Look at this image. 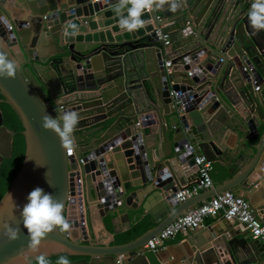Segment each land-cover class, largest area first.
Segmentation results:
<instances>
[{
  "label": "water",
  "instance_id": "1",
  "mask_svg": "<svg viewBox=\"0 0 264 264\" xmlns=\"http://www.w3.org/2000/svg\"><path fill=\"white\" fill-rule=\"evenodd\" d=\"M252 2L178 0L175 11L169 5L146 11L138 31L113 35L121 31L116 0H0V51L20 66L15 78L0 77V101L18 115L25 142L22 164L0 199V223L19 227V238L9 242L0 228V264L40 253H65L71 264H264L261 242L229 237V229L215 233L208 227L203 238L187 236L179 263L162 249L143 248L195 202L230 189L223 185L174 200L178 189L198 182L195 154L238 173L244 188L256 182L249 177L260 163V146L252 140L264 125V31L249 24ZM2 21L12 25L10 35ZM71 24L75 35L67 34L74 31ZM158 27L169 45L155 37ZM86 29L93 32L83 34ZM70 110L80 116L72 154L42 127L44 115L59 119ZM151 114L156 121L148 131L134 132L133 125ZM2 118L0 110V160L9 157L14 136ZM79 158L85 160L84 196L94 234L108 218L115 234L128 229L129 216L138 219L140 211L156 225L121 245L84 243L75 229L69 236L57 229L43 239L39 253L30 252L21 217L29 192L41 187L60 200L75 225L67 195ZM119 220L125 223L118 227Z\"/></svg>",
  "mask_w": 264,
  "mask_h": 264
},
{
  "label": "clouds",
  "instance_id": "2",
  "mask_svg": "<svg viewBox=\"0 0 264 264\" xmlns=\"http://www.w3.org/2000/svg\"><path fill=\"white\" fill-rule=\"evenodd\" d=\"M165 5H169L172 11L179 6L178 0H116L113 10L119 17L121 31L133 33L145 26L146 22L142 17L146 11ZM248 21L255 32L264 31V0H253L248 12ZM69 27L74 31L67 34L75 35L76 25L71 24ZM19 67L15 60L9 59L5 52L0 51V77L15 78ZM79 120V113L71 110L65 111L59 119L46 114L42 117V127L54 131L60 138L61 147L68 154H72L75 150L74 132ZM105 186L111 192L110 184L106 183ZM27 200L28 203L21 210L22 223L29 237L27 247L30 252L39 253L42 241L49 233L57 229L69 232L72 225L63 215V203L46 193L43 188L36 187L29 192ZM11 218H14V213ZM0 228L3 229L2 235L9 242L19 238V227H13L5 221L0 223ZM35 259L36 264H51L44 253L36 255ZM56 264H71V261L66 256H59Z\"/></svg>",
  "mask_w": 264,
  "mask_h": 264
},
{
  "label": "built area",
  "instance_id": "3",
  "mask_svg": "<svg viewBox=\"0 0 264 264\" xmlns=\"http://www.w3.org/2000/svg\"><path fill=\"white\" fill-rule=\"evenodd\" d=\"M3 28L6 33L10 35L9 31L12 30V25L9 22L4 23ZM154 34L157 39L163 40L165 46L169 45V36L162 31L161 27L155 28ZM185 63L184 61V64ZM163 64L166 71L170 73L172 71L170 59L165 60ZM254 89L259 90L260 85H256ZM176 103H178V101H176ZM186 149L189 151L193 150V145H188ZM84 163L85 160L83 158L76 160V168L72 170V172H74L72 190L69 189L67 195L68 204L72 202L74 205V211L72 213H74L76 224L74 225L71 223L73 229H78L77 226L80 221V215L77 209L80 210V208H83L85 217L87 212L84 196ZM194 163L198 166L196 172L198 182L183 186L175 192L173 199L178 203L198 195L202 190L213 187V181L210 175V171L213 167L212 162L205 154L198 153L194 155ZM208 216H223L230 221L243 225L249 231L251 238L258 239L264 246V207L255 208L246 197L225 190L178 215L156 235L148 239L145 248L152 251L164 248L166 242L175 238L179 233L193 232L201 228L204 218ZM70 220L74 221L73 219ZM81 223L84 224L85 222ZM66 236H69L68 232H66Z\"/></svg>",
  "mask_w": 264,
  "mask_h": 264
},
{
  "label": "crops",
  "instance_id": "4",
  "mask_svg": "<svg viewBox=\"0 0 264 264\" xmlns=\"http://www.w3.org/2000/svg\"><path fill=\"white\" fill-rule=\"evenodd\" d=\"M66 1L67 0H57V2H66ZM24 14H28V10H25ZM81 17L82 16H79L76 18L79 20L80 24H84L85 20L81 19ZM98 18L101 20L105 19L103 17V14H99ZM104 28H107V27H104ZM26 30L30 32V29L28 27L26 28ZM98 30H102V28H98L94 31H98ZM92 32L93 31L86 29L85 33L83 34H88ZM120 32L122 31L112 32V34L114 35ZM155 121H156V118L152 116V114L144 116L140 120L139 123L133 125L132 129L134 132H139L142 128L148 131L147 127L150 124H153ZM260 137H261V140H260L261 143L258 142ZM252 142L253 144L256 143L257 146H260V150L256 154L259 156L260 163L258 164L257 168L252 172V174L249 177V178H253V181L256 180V182L253 185H251L252 186L251 188L249 189L244 188L240 184L241 177L239 176V174L238 173L231 174L230 172H228V167L226 165L220 164L218 162H212L213 167H212V170L210 171V175L213 181L212 188L218 189V188H222L223 185H227L230 189H226V190L232 191L235 194L246 197L253 207L262 208L264 207V125L260 127L259 135L256 136V138L253 139ZM205 191L206 190H202L199 192V194L204 193ZM209 198H210L209 196L206 198H203L199 200L198 202H195L189 208H192L198 204H201L202 202H204L205 200ZM189 208H187L186 210H188ZM77 212L80 215V221L78 222L79 223V225L77 226L78 229H75V231L73 232L76 233L77 238L87 239L82 242L84 243L89 242L90 244H95V245H98L103 242H106V243L109 242L108 245H121V244L130 242V241H133L135 238H137L138 236L142 234L141 233L140 235H138L132 240L124 241L126 237L128 236V233L130 232V230L133 229L135 226L141 223H146V222H149L152 224L150 228L156 225V223L154 222V220L149 214H143V212L140 211L139 212L140 217L138 219H136V217L134 218L132 215L129 216L130 227L128 229H123L120 232L115 234L113 230V226L111 225L109 218H108V223L106 224V227L101 228L97 233L94 234L89 224L88 212H86V217L83 214V208H80V210L77 209ZM81 222H85V223L83 224ZM123 223L125 222H121L119 220L118 227L122 226ZM208 227H211L212 231H214L215 233H218L219 231H223L225 229H229V231L227 232V235H229V237L230 236H245V237L252 239L249 231L243 225L238 224L237 222L230 221L224 218L223 216H217V217L208 216L204 218L203 226L201 228L195 230L194 232L179 233L175 238L167 241L165 247L162 248V250H164L166 254L169 255L168 258L170 257L171 260L175 261L176 263H179L178 262L179 258L182 256V253H186V246H188V243L186 242V237L193 233H196V234H201V238H203L208 233ZM146 242L144 243L143 248H145ZM122 257H124L123 254L121 256H118L117 259L122 258ZM33 260H35V256H28L25 259L20 260L18 264H31Z\"/></svg>",
  "mask_w": 264,
  "mask_h": 264
},
{
  "label": "trees",
  "instance_id": "5",
  "mask_svg": "<svg viewBox=\"0 0 264 264\" xmlns=\"http://www.w3.org/2000/svg\"><path fill=\"white\" fill-rule=\"evenodd\" d=\"M1 98L4 99L2 95ZM0 105L7 129L15 133L14 140L12 142L13 144L11 155L8 159H6L5 163L0 169L1 199L22 164L25 152V142L24 137L21 133V131L23 130V126L14 109L11 107L10 104L5 101H2ZM151 226L152 224L149 222L141 223L135 226L133 229L130 230L128 236L124 241L134 239L135 237L143 233L145 230L149 229ZM59 256H66L68 259L71 258L65 253L53 254L47 258L51 261V264H56V261L58 260ZM31 264H36V259L33 260Z\"/></svg>",
  "mask_w": 264,
  "mask_h": 264
},
{
  "label": "flooded vegetation",
  "instance_id": "6",
  "mask_svg": "<svg viewBox=\"0 0 264 264\" xmlns=\"http://www.w3.org/2000/svg\"><path fill=\"white\" fill-rule=\"evenodd\" d=\"M0 99H2L1 98V95H0ZM2 103V101H0V104ZM0 110H1V105H0ZM2 112V111H1ZM2 117H3V113H2ZM3 119V125L6 127V125H5V121H4V117L2 118ZM7 128V127H6ZM9 130V129H8ZM9 131H11V130H9ZM11 132H13V131H11ZM14 136H15V133H14ZM14 136H13V140H14ZM13 140H12V142H13ZM13 144V143H12ZM11 152H12V145H11ZM10 155H11V153H10ZM10 155H9V157H10ZM9 157H6V158H3L2 160H0V169H1V167L3 166V164L5 163V161H6V159H8Z\"/></svg>",
  "mask_w": 264,
  "mask_h": 264
},
{
  "label": "bare ground",
  "instance_id": "7",
  "mask_svg": "<svg viewBox=\"0 0 264 264\" xmlns=\"http://www.w3.org/2000/svg\"><path fill=\"white\" fill-rule=\"evenodd\" d=\"M0 20H1V17H0ZM3 22V21H2ZM3 24H4V22H3Z\"/></svg>",
  "mask_w": 264,
  "mask_h": 264
}]
</instances>
